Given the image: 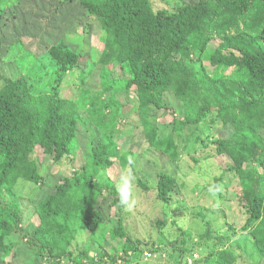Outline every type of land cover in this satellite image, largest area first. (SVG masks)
Here are the masks:
<instances>
[{"label": "trees", "instance_id": "obj_1", "mask_svg": "<svg viewBox=\"0 0 264 264\" xmlns=\"http://www.w3.org/2000/svg\"><path fill=\"white\" fill-rule=\"evenodd\" d=\"M37 2L47 8L44 14L35 13L46 27L64 26L71 15L77 25L73 32L62 36L61 32L47 31L46 36L57 40L55 45L46 47L47 52L36 53L37 49L32 48L37 55L32 60L33 67L39 59L48 56L59 67L57 73H63L44 87L46 92L31 85L23 73L15 78L0 73V256L4 254L8 258L16 247L7 245L6 239L18 237L23 244L27 239L29 249L39 250L38 259L43 264H61L63 260L94 264L87 249L72 259L70 243L79 230L95 231L104 226L100 205L106 198L113 199L111 207L125 208L120 202L117 184L124 171L134 169L135 158L130 153L122 154L119 146L132 152L134 146H138L136 152L154 148L172 159L179 158L177 146L174 143L167 146V137L161 139L156 121L150 117L153 110L172 109L167 108L171 95L178 99V108L186 109L184 121L179 118V125L198 128L217 113L228 129V136L217 138L211 143V149L204 151L205 158L224 157L230 162L227 170L224 169L226 174H231L230 181L224 183L225 175H222L216 178L213 187L220 184L232 187L233 181L239 180L240 187L235 186L233 190L235 193L239 190L238 200L245 208L246 219L241 230L249 232L253 242L249 257L259 255L264 260V0H198L186 2L175 10L170 6L171 12L169 9L156 11L151 0ZM85 16L101 29L99 64L112 65L117 76L123 71L122 90L127 95L136 94L143 128L134 130L131 137L142 136L131 143L126 139L120 142L114 128L119 110L129 112L126 105L111 97V89L104 90L103 86L85 89L86 78L94 71L95 63L90 64L97 57L83 70L80 62L86 55L92 56L88 50L82 54L85 49L80 54L75 47L71 50L78 39L85 38L79 29L85 34L91 31L88 25H79ZM36 32L28 30L27 34L36 37ZM216 41L218 45L213 49L212 43ZM15 44L20 45L18 41ZM9 57L16 66L22 60V52L16 50ZM73 70L76 75L68 80L66 73ZM110 70L113 71L111 67ZM82 100L90 105L92 122L95 115L101 116L94 124L102 133L93 134V138L85 137L79 129L77 102ZM98 103L104 105L103 109ZM36 153L52 158L51 166L59 167L69 161L66 166L73 172L71 176H62L54 192L39 203L44 209L42 222L32 234L25 233L24 213L16 202L20 199L21 204L26 203L27 198L21 197L29 192L27 187L33 190L51 168L46 165L48 169L40 173L36 164L29 165ZM76 154H82L85 159L79 171L72 168ZM117 178L115 184L113 180ZM21 180L25 185L20 188ZM177 180V175L170 172L157 175L153 192L166 205L171 206L174 201ZM140 186L150 192L145 184ZM220 188L217 186L214 193L219 194ZM122 213L126 212L122 210ZM122 213L120 227L112 234L127 238L121 251L125 253L123 260L129 263V251L142 255L143 246L148 244L138 242L142 247L139 250L125 235L122 225L131 213L125 217ZM51 217L55 218L58 232L39 240L38 229L47 230L44 223L48 227ZM206 224L208 228L200 245L209 247L212 224ZM157 225L164 230L166 222L159 220ZM187 236L189 233L183 232L173 242L164 240L147 249L157 257L164 252L170 260L180 252L178 260L183 262L182 258L192 252L187 246ZM233 241L234 235H224L214 242L210 252H214L212 257L217 256L215 264L240 263L242 255L235 243L231 244ZM219 244L223 245L222 249L218 248ZM111 259L113 263L105 261L103 255L97 264L117 263L116 256Z\"/></svg>", "mask_w": 264, "mask_h": 264}, {"label": "rangeland", "instance_id": "obj_2", "mask_svg": "<svg viewBox=\"0 0 264 264\" xmlns=\"http://www.w3.org/2000/svg\"><path fill=\"white\" fill-rule=\"evenodd\" d=\"M151 1L156 11L169 9L171 12V7L175 10L186 2H197L198 0ZM78 9L80 10V7ZM37 11H40V14H44L47 11V8L37 2V0H0V57L2 56L0 73L7 78H15L23 73L27 76L31 85H35L38 90L42 88L43 92H46L44 87L49 86L50 81L56 76H63V73H57L60 71L59 67L48 56L39 59L34 67L31 65L32 60L37 56L36 53L47 52L46 47L57 43L55 38L45 35L47 31L57 32L58 34L61 32L62 36L65 33L73 32L74 25H77V23L74 16L71 15L64 26H59L56 29L46 27V23L39 22V17L35 14ZM57 15H60V13H57ZM79 25H88L91 31L89 30L88 33H90L85 34L79 29L78 31L85 38L84 40L78 39L71 50L75 47L78 52L74 51L79 54L84 49L82 54H85L86 50L89 51L92 57L86 55L80 62L83 70L88 69L91 59L98 58L90 64L93 66L95 63L94 71H91V75L87 76L85 89L93 87L97 89L100 86H103L104 90L111 89L113 91L111 97L114 96L117 101L126 105V109L129 112L125 113L124 110H119V120L115 122L114 128L117 131L116 136L120 142L126 139V141L131 143L142 136L140 134L131 137L134 134V130L137 131L143 128L137 111L138 100L136 94L129 93L127 95V92L122 90V81L125 79L123 71L120 72V76H117V72L112 65L104 66L99 64V55H101L102 49L100 41L101 29L100 27L97 28L96 22L85 16L84 22H79ZM28 30L30 32L37 31L36 37L29 36L27 34ZM88 40H90V46H88ZM17 41L20 43L19 46L17 44L14 45ZM217 45V41L213 42L212 48L214 49ZM32 48L37 49L36 53ZM4 50L7 51L5 55ZM16 50L22 52V60L15 66L12 63L13 58L9 57V54H13ZM96 60L99 65H96ZM110 67L113 71L110 70ZM74 75H76L74 70L66 73L68 80L73 79ZM100 79L101 82L99 83ZM164 98L166 101L167 95ZM95 101L98 102L99 98H96ZM77 103L79 104V129L83 132V135H86L85 137L93 138V134L102 131L101 128L94 124L101 119V116L99 114L95 115L93 117L94 122H92L89 103L84 104L83 100ZM167 104V108L170 109L171 107L172 109L153 110L150 117L153 120L155 119V124L161 133V139L167 137L165 141L167 146L171 143L177 146L179 158L177 160L172 159L154 148L142 149L140 152H136L138 146H134L132 149L134 152H132L127 148L121 149L122 146L120 145L119 149L122 150V154L130 153L135 158L134 169L127 168L128 170L121 175L123 179L128 181L130 190L129 205H125V208L122 209L117 205L111 207L110 203L113 202V199L110 197L106 198L100 205L104 217V226L95 231L81 229L77 232L75 239L70 243L72 259L77 258L82 251L86 252L87 249L90 252L89 258L94 260V264L99 263L103 255L104 260L108 262H112L111 258L116 256L117 263L114 264H215L214 260H217V256H211L214 253L210 252L211 246L224 235H234L235 241L231 242V244L235 243L237 252L242 255L240 263L237 264H264V260L259 255L254 258L249 257V250L252 248L253 242L249 238V232L241 230L246 219L245 208L241 206L238 200L239 190L236 191L237 194L233 190L235 186L240 187L239 180L235 179L232 183L233 186L228 188L223 187L221 184L217 185L221 186L220 193H214L217 187H213L216 178L225 175L223 182L227 183L230 181L231 174H226L227 172L225 173L224 170H227L230 162L224 157L216 160L207 159L204 151L210 150L211 143L217 138L228 136V129L224 127L217 113L209 116L207 123L198 128L179 125V118L183 120L185 117V107L178 108V99L171 95L167 99ZM98 105H101V103H98ZM103 107L104 105H101L100 109H103ZM128 115L131 116L127 119ZM209 135L210 137H208ZM140 139L143 140V138ZM51 159L43 153H36L31 157V164L29 165L33 166L36 164V168L38 171L40 170V173H45L48 165L51 168L44 174L43 181L39 182L33 190L32 187H27L29 192H26L27 195L23 198L21 197L22 200L27 198L26 203L21 204L20 199L19 203L16 202L24 213L23 228H25V233L31 232L33 234L34 230L42 222L41 213L44 209L39 203L54 192L55 185L62 179V176H71V172H73L72 169L69 170L66 166L69 161L63 162L58 167L51 166ZM194 160L197 161L195 162ZM84 163L85 159L82 154H76L75 164L72 168L79 171ZM160 172H170L178 177L177 191L171 206L161 202L153 192L156 187L157 175ZM118 179H114L113 182L116 184ZM120 183L117 184V187ZM140 183L145 184L150 189V192L144 190ZM24 185L25 183L21 180L20 188ZM239 208H243V211L239 210ZM122 210L126 213L123 214ZM121 213L124 217L126 214L131 213L129 217H126V225H122L126 229V234H124L131 238L133 244L139 250L142 247L138 242L148 244L147 247L143 246L145 250L142 255L130 250L128 253L130 256L129 263L123 260L125 253L121 251L123 246L127 244V238L123 236L115 237L114 233L112 234V231L120 227ZM159 220L166 222L164 230L163 227L157 225ZM48 222V227L46 225L47 222L44 223L47 230L38 229L37 238L39 240H44L48 235L58 232L55 218L51 217ZM207 222L212 224V240L209 241V247L200 245L202 242L201 238L206 234L208 228ZM183 232L189 233L187 246L192 249L190 254L182 258L183 262L178 260L179 257L181 258L180 252L175 253L172 256L173 260H170L164 252H162V255L158 254L157 257V254L148 251V246H152L154 243L158 245L159 242L164 240L173 242ZM18 240V237L6 239L5 243L7 245H16V247H13V251L8 258L5 259L6 256L4 254L0 256V264H43L38 259V249L35 247L29 249L27 239L23 240L24 244ZM222 246V244H219L218 248L222 249ZM61 264H74V261L63 260Z\"/></svg>", "mask_w": 264, "mask_h": 264}, {"label": "clouds", "instance_id": "obj_3", "mask_svg": "<svg viewBox=\"0 0 264 264\" xmlns=\"http://www.w3.org/2000/svg\"><path fill=\"white\" fill-rule=\"evenodd\" d=\"M118 192L120 194V202L122 205H129L130 200V190L128 181L126 179L121 180L120 185L118 186Z\"/></svg>", "mask_w": 264, "mask_h": 264}]
</instances>
